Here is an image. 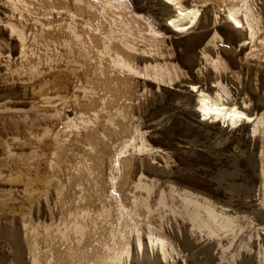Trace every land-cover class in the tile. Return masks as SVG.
<instances>
[{"label": "rangeland", "instance_id": "obj_1", "mask_svg": "<svg viewBox=\"0 0 264 264\" xmlns=\"http://www.w3.org/2000/svg\"><path fill=\"white\" fill-rule=\"evenodd\" d=\"M180 1L0 0V264H264V0Z\"/></svg>", "mask_w": 264, "mask_h": 264}, {"label": "bare ground", "instance_id": "obj_2", "mask_svg": "<svg viewBox=\"0 0 264 264\" xmlns=\"http://www.w3.org/2000/svg\"><path fill=\"white\" fill-rule=\"evenodd\" d=\"M163 2L165 4L171 5L174 9V13L166 20L167 26L171 30L173 29V32L174 30L175 32H182L186 29H189L193 24L196 23L197 16L201 14L200 8L196 5L185 6L184 3H182L180 0H163ZM225 8L227 9V11H224V15L227 18L231 19L236 25V27L231 25L232 28L243 30L244 33L248 32L249 27L246 21L239 14H237L235 10L227 7ZM240 42L241 44H239L242 47H244L246 43L249 44V40H247V38H242ZM159 70L164 74H171V68L169 66H161ZM148 74L149 73H145V75ZM189 85L192 88L190 91L195 90L197 92V94L195 92V96L197 97V102L195 101V110L198 114H200V116L203 117V119L208 118L211 119L212 122H222L223 125H227V127H229L230 125H235L240 121H243L246 124H254V118L250 116L246 111L241 109L236 104V102L230 103L225 100H229V97L224 93L223 89L219 86V84L213 83L212 86L215 87L216 91H214V93L212 94L204 92V89H201L200 86L197 85V83H190ZM260 234L264 236V230L261 231ZM133 246L135 252L138 251L137 254H141V246H139L136 238L133 241Z\"/></svg>", "mask_w": 264, "mask_h": 264}]
</instances>
